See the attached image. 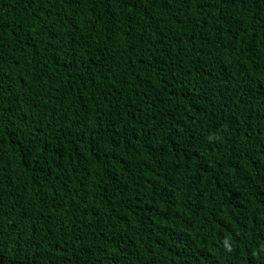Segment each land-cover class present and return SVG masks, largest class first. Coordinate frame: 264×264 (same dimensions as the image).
<instances>
[{"label": "trees", "instance_id": "obj_1", "mask_svg": "<svg viewBox=\"0 0 264 264\" xmlns=\"http://www.w3.org/2000/svg\"><path fill=\"white\" fill-rule=\"evenodd\" d=\"M0 264H264V0H0Z\"/></svg>", "mask_w": 264, "mask_h": 264}]
</instances>
